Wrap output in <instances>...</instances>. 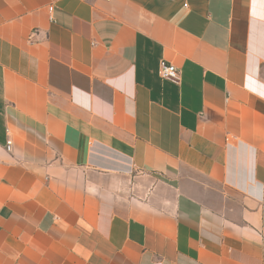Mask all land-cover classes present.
Masks as SVG:
<instances>
[{
  "label": "crops",
  "instance_id": "0c3cea01",
  "mask_svg": "<svg viewBox=\"0 0 264 264\" xmlns=\"http://www.w3.org/2000/svg\"><path fill=\"white\" fill-rule=\"evenodd\" d=\"M0 264H264V0H0Z\"/></svg>",
  "mask_w": 264,
  "mask_h": 264
},
{
  "label": "built area",
  "instance_id": "2783aa9c",
  "mask_svg": "<svg viewBox=\"0 0 264 264\" xmlns=\"http://www.w3.org/2000/svg\"><path fill=\"white\" fill-rule=\"evenodd\" d=\"M108 2L110 0H103ZM158 75L160 78L167 80L174 84H179L180 82V72L179 69L171 63L166 61H161L158 67ZM11 142H7V149L10 148Z\"/></svg>",
  "mask_w": 264,
  "mask_h": 264
}]
</instances>
